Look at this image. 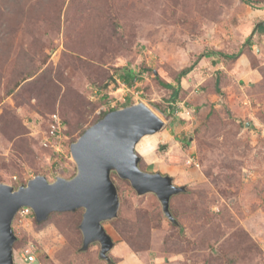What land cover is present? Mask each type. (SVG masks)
I'll return each mask as SVG.
<instances>
[{
	"label": "rangeland",
	"instance_id": "1",
	"mask_svg": "<svg viewBox=\"0 0 264 264\" xmlns=\"http://www.w3.org/2000/svg\"><path fill=\"white\" fill-rule=\"evenodd\" d=\"M130 71L164 121L136 146L139 168L186 188L170 201L175 222L112 172L110 261L98 243L82 249L83 209L38 220L24 206L15 264H264V0H0V185L73 177L72 143ZM164 84L180 87L174 103ZM181 102L196 107L190 127Z\"/></svg>",
	"mask_w": 264,
	"mask_h": 264
},
{
	"label": "water",
	"instance_id": "2",
	"mask_svg": "<svg viewBox=\"0 0 264 264\" xmlns=\"http://www.w3.org/2000/svg\"><path fill=\"white\" fill-rule=\"evenodd\" d=\"M164 127V121L143 102L113 111L90 127L71 145L76 173L66 179L57 177L52 183L37 176L17 191L0 185V264H15L13 245L17 239L12 221L21 207H30L38 220L52 212L83 209L80 230L83 247L100 245V257L110 261L108 253L114 241L104 227L118 216L120 200L112 172L126 179L139 195H156L166 217L175 222L170 212L173 196L186 192L176 187L169 176L146 173L139 168L136 146L147 135Z\"/></svg>",
	"mask_w": 264,
	"mask_h": 264
},
{
	"label": "built area",
	"instance_id": "3",
	"mask_svg": "<svg viewBox=\"0 0 264 264\" xmlns=\"http://www.w3.org/2000/svg\"><path fill=\"white\" fill-rule=\"evenodd\" d=\"M134 83L130 84L125 79L119 77L114 78V80L108 85V90L106 91L105 98L108 99L105 109H109V112L114 111L120 105H126L128 103H139L143 102L142 94L143 91L138 89L140 78L143 75L135 74ZM101 97V96H100ZM175 116H177L185 125L192 126L193 122L196 118L197 111L196 107L186 104L185 102L177 103V107L175 109ZM174 116V115H173ZM173 118V117H171ZM57 134L56 127H53L52 136ZM48 145V144H44ZM25 209H28L25 207ZM33 247L26 248L24 251V259L28 263H32L35 260V256L33 254Z\"/></svg>",
	"mask_w": 264,
	"mask_h": 264
},
{
	"label": "trees",
	"instance_id": "4",
	"mask_svg": "<svg viewBox=\"0 0 264 264\" xmlns=\"http://www.w3.org/2000/svg\"><path fill=\"white\" fill-rule=\"evenodd\" d=\"M238 54H235V55H231L229 56V58H237ZM227 57V56H226ZM192 69V66L183 70L181 72V76L183 75H186L190 70ZM123 77L121 78H124L128 83L132 84V82L135 80V76H134V73L133 72H129V74L127 76L125 75H122ZM164 86L168 89H171L172 90V95L170 96V100L172 101L171 103H174L176 101V98L178 97L179 95V92H180V87L179 86H174V85H171V84H164ZM132 104V103H130ZM113 112V111H112ZM105 116V115H104ZM100 120V119H99ZM161 148H164V147H161ZM77 211V210H76ZM72 212H75V211H72ZM53 213H60V212H52L50 213L49 215L53 214ZM65 213H68V212H65Z\"/></svg>",
	"mask_w": 264,
	"mask_h": 264
},
{
	"label": "crops",
	"instance_id": "5",
	"mask_svg": "<svg viewBox=\"0 0 264 264\" xmlns=\"http://www.w3.org/2000/svg\"><path fill=\"white\" fill-rule=\"evenodd\" d=\"M171 119H173V118H171ZM184 141H185V138L183 139ZM182 142V141H181ZM138 145V144H137ZM151 166H156L155 165V163H152V165ZM154 173H158V172H154ZM130 255V252L129 251H125V253H124V258L125 257H127V256H129ZM132 257V256H131ZM136 257L135 256H133L132 258H130L129 260V262H131V260H133V259H135ZM122 264V263H121Z\"/></svg>",
	"mask_w": 264,
	"mask_h": 264
},
{
	"label": "clouds",
	"instance_id": "6",
	"mask_svg": "<svg viewBox=\"0 0 264 264\" xmlns=\"http://www.w3.org/2000/svg\"><path fill=\"white\" fill-rule=\"evenodd\" d=\"M114 111H116V110H114ZM112 112V111H111ZM110 113V112H109ZM71 161L74 163V161L72 160V157H71ZM74 165L76 166V164L74 163Z\"/></svg>",
	"mask_w": 264,
	"mask_h": 264
}]
</instances>
